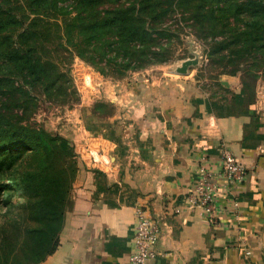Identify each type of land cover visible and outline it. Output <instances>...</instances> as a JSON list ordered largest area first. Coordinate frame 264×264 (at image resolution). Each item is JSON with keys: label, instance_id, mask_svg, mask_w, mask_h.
Listing matches in <instances>:
<instances>
[{"label": "crops", "instance_id": "1", "mask_svg": "<svg viewBox=\"0 0 264 264\" xmlns=\"http://www.w3.org/2000/svg\"><path fill=\"white\" fill-rule=\"evenodd\" d=\"M140 77L110 84L117 114L90 118L78 140L71 207L41 264H130L138 207L159 228L151 264H264V81L232 84L225 103ZM223 150L246 169L243 183L221 177ZM203 164L217 187L212 217L188 203Z\"/></svg>", "mask_w": 264, "mask_h": 264}, {"label": "rangeland", "instance_id": "2", "mask_svg": "<svg viewBox=\"0 0 264 264\" xmlns=\"http://www.w3.org/2000/svg\"><path fill=\"white\" fill-rule=\"evenodd\" d=\"M0 2L11 6L16 15H24L25 24L14 29L13 34H19L35 20L32 25L35 36L28 44L33 46L35 58L43 65L41 79L37 81H31L15 67H7L5 74L0 71V75L9 77L14 84V91L11 90L13 92L9 95L2 94L0 89V113L6 114L13 122L43 129L67 141L60 145L66 151L73 150V157L61 160L59 155L60 159L55 162V168L63 170L66 198L73 195L80 165L74 149L78 140L90 135V118L101 119L117 114L116 107L108 99L110 84L126 83L125 87H134L143 80L140 77L143 75L159 81L161 86L181 88L184 98H192V92L198 91L226 103L232 96V84L252 87L256 80L264 81V59L258 55V61L252 63V50L241 53L242 44L234 42V34L243 29L250 17L237 16L224 9L223 2L216 6V0H159L156 12L165 14L159 20L160 25L152 26L165 31L160 38L153 36L150 43V52L158 55L154 57L150 53L145 58L137 57V63H131L128 69L123 67L117 46L113 45L117 42L113 33L115 28L101 29L99 20L107 12L128 8L134 0ZM199 4L203 5L204 11H214V18L205 12L198 15L195 9ZM221 9L227 18L220 14ZM91 22L96 26L90 28ZM13 41H18V37L14 36ZM186 61L196 64L189 66L185 74L177 73L176 70ZM88 74L91 87L90 81H83ZM165 82L169 83L165 85ZM15 89L23 93H15ZM29 156L32 154L24 152V159L20 162L22 167L32 162ZM6 194L8 196L0 201V240L3 236H11L14 222L21 223L16 221L22 215L24 202L18 191ZM29 224L33 226L30 221Z\"/></svg>", "mask_w": 264, "mask_h": 264}, {"label": "trees", "instance_id": "3", "mask_svg": "<svg viewBox=\"0 0 264 264\" xmlns=\"http://www.w3.org/2000/svg\"><path fill=\"white\" fill-rule=\"evenodd\" d=\"M44 1L30 0L33 4ZM157 2L159 0H134L128 8L107 12L99 20L101 29L115 28L113 33L117 42L111 45L117 46L125 69L131 67V63H137V57L145 58L150 53L154 57L158 55L150 52L152 37L160 38L165 31L152 26L160 25L159 20L165 14L156 12ZM220 2H223L224 9L251 19L243 29H239L238 34H234V42L243 46L240 52L247 54L252 50V63L258 61V55L264 59V0H216L215 5ZM222 9L220 14L227 18ZM195 11L198 15L205 12L211 19L214 18V11H204L202 4L196 6ZM24 20L23 14L16 15L11 6L0 2V71L4 73L7 67H15L31 81H37L41 79L43 65L35 58L33 46L28 44L35 36L32 30L35 20L19 34L12 32L24 25ZM94 26L96 24L91 22L90 28ZM7 29L11 30L6 32ZM14 36L18 37V41H13ZM0 89L2 94L5 92L7 95L14 91L13 82L2 74ZM15 90V93H23ZM61 142L67 141L43 129L13 122L6 114L0 113V201L8 196L6 192L9 191H18L24 201L21 205L22 215L16 221L21 223L14 222L11 236H3L0 240V264H41L59 246V235L72 200L66 198L63 170L55 168V162L60 159L59 155L62 156L61 160L73 157V150H64ZM24 152L32 154L28 157L32 162L22 167L20 162L24 159ZM18 168L19 173L16 171ZM15 173L18 174L14 176ZM21 255L24 256L19 259Z\"/></svg>", "mask_w": 264, "mask_h": 264}, {"label": "built area", "instance_id": "4", "mask_svg": "<svg viewBox=\"0 0 264 264\" xmlns=\"http://www.w3.org/2000/svg\"><path fill=\"white\" fill-rule=\"evenodd\" d=\"M84 83L91 76L83 77ZM198 180L188 196V203L200 209L208 217L214 215V205L218 200L214 176L203 165L197 169ZM246 169L228 150L221 152V177L228 185H239L244 182ZM159 239V228L156 221L141 207L136 208L133 235V249L129 258L130 264H151L154 260L155 246Z\"/></svg>", "mask_w": 264, "mask_h": 264}, {"label": "water", "instance_id": "5", "mask_svg": "<svg viewBox=\"0 0 264 264\" xmlns=\"http://www.w3.org/2000/svg\"><path fill=\"white\" fill-rule=\"evenodd\" d=\"M196 64V62L186 61L181 64V67L176 70L179 74H185L189 66Z\"/></svg>", "mask_w": 264, "mask_h": 264}]
</instances>
